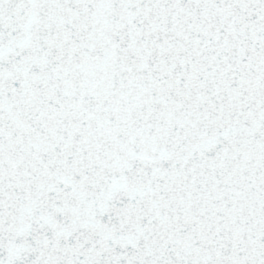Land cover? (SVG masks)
<instances>
[{
  "label": "snow or ice",
  "instance_id": "snow-or-ice-1",
  "mask_svg": "<svg viewBox=\"0 0 264 264\" xmlns=\"http://www.w3.org/2000/svg\"><path fill=\"white\" fill-rule=\"evenodd\" d=\"M0 264H264V0H0Z\"/></svg>",
  "mask_w": 264,
  "mask_h": 264
}]
</instances>
